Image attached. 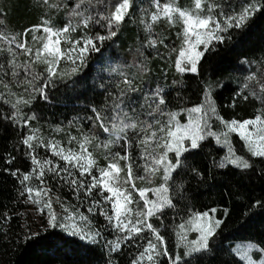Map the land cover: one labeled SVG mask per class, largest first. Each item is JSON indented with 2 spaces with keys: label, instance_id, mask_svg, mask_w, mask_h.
Returning <instances> with one entry per match:
<instances>
[{
  "label": "trees",
  "instance_id": "1",
  "mask_svg": "<svg viewBox=\"0 0 264 264\" xmlns=\"http://www.w3.org/2000/svg\"><path fill=\"white\" fill-rule=\"evenodd\" d=\"M76 2L68 0L62 8V0H49L46 6L42 0H0V30L20 40L27 29L43 24L45 18L63 28L70 19L64 15V10L70 9L68 3L74 6ZM247 2L208 0L202 14H208V4H221L227 12L229 4L239 11V6ZM52 4L59 7L53 8ZM175 6L192 9L193 0H176ZM155 10L152 0H133L131 12L137 15L126 18L117 35L104 41L102 47L97 44L101 51L90 53L86 67L77 75L57 81L48 90V101L36 95L30 105L23 106L25 118L34 115L31 121L37 123V130L75 127L85 122L83 129L102 134L92 109H103L107 113L106 105L122 87L127 86L123 83L125 78L139 85L138 92L163 88L167 111L203 103L211 86L212 97L225 120L244 121L264 112V91L261 90L264 85V7L243 29L234 28L225 33L230 39L223 43L214 42L201 59L198 73H179L175 68L182 42L178 35L182 24L170 25L162 19L153 24L151 31L146 29V24L151 22L150 14ZM218 11L215 9L212 14ZM97 33L106 34L104 28L90 24L86 30L77 29L73 36L79 38ZM151 39L157 40L155 46L149 44ZM24 60L20 54L18 61ZM60 67L70 70L71 65L62 62ZM42 69L37 67V71ZM252 75L255 78L249 80ZM4 76L10 86L16 85L15 79ZM41 83L42 80L37 81V84ZM0 91H5L6 98L12 99L6 90L0 88ZM25 94L29 97V93ZM245 96L248 98L244 99ZM0 110L5 113L14 111L3 100H0ZM31 125L0 119V264H131L134 257L130 250L122 244L119 250L113 251L111 240L106 237L100 236L93 243L60 227L26 233L22 217L26 195H19L23 186L12 172L19 170L22 175L32 168L28 149L23 144V139L30 135ZM232 140L236 153L252 163L250 169L220 168L218 165L226 149L214 138H208L198 150L185 154L187 159L183 166L173 173L169 184L176 207L166 209L161 220L155 217L151 220L165 237L169 251L179 253L175 238L177 225L193 212L216 210V218L223 223L210 241V251L196 254L193 264H241L233 252V245L239 241H252L264 247V159L251 156L238 135L234 134ZM36 154L40 159H58L44 147L37 148ZM60 163L63 166V161ZM55 178L46 173L45 179H52L57 190L65 189V196L73 198L71 193L75 192L68 190L69 184ZM159 264H168L167 258L160 257Z\"/></svg>",
  "mask_w": 264,
  "mask_h": 264
},
{
  "label": "snow or ice",
  "instance_id": "2",
  "mask_svg": "<svg viewBox=\"0 0 264 264\" xmlns=\"http://www.w3.org/2000/svg\"><path fill=\"white\" fill-rule=\"evenodd\" d=\"M44 3L47 4L48 0H44ZM175 3L176 0H167L165 3L152 0L156 10L150 14L151 22L146 24V29L151 31L153 24L162 19L167 20L170 25L178 22L182 24V31L178 34L182 42L174 62L179 73H198L201 59L211 50L214 42L223 43L226 39H230L225 33L234 28L243 29L254 14L264 7V0H248L247 3L239 6V11H235L229 4L226 12L223 5L212 3L208 4V14H202L208 0H193L192 9H181L175 6ZM50 6L59 7L56 4ZM132 7L133 0H77L69 13V22L63 28H54L45 21L43 25L29 30L42 33L33 36L34 43L39 44V47L29 45L26 38L18 40L17 37L7 36L0 30V44L6 45L0 46V60L7 61V68L0 62V73H3L0 75V88L6 90L8 97H15L14 100L7 99L5 91H0V100L9 104L14 110L12 113L0 110V119L22 123L24 126L30 124L34 115L25 118L22 107L30 105L36 95L48 101V90L54 87L57 81L71 79L86 67L89 54L99 53L104 41L117 35L125 19L130 18ZM215 9L219 11L212 14ZM90 24L104 28L106 34L97 33L95 36L85 34L78 39L72 38L73 32L77 29L86 30ZM24 35L26 37L27 32ZM97 44L101 47H97ZM149 44L155 46L157 40L151 39ZM173 51L177 50L173 49ZM20 54L27 59L19 62ZM62 62L71 65L70 70L61 69ZM38 65L44 66L41 71H37ZM144 71L147 69L145 68ZM4 75H10L23 86L24 92L29 93V97L26 99L24 95L12 92L9 83L3 78ZM254 78V75L248 77L249 80ZM41 80L43 83L37 84V81ZM123 83L128 86L127 89H121L112 98V103L106 105L109 109L107 113L103 109L96 108L92 111L99 127L111 137L104 144V148H110L111 144H120L124 141L122 146L124 154L109 152L105 157L108 160L107 166L98 167L93 153L89 151L92 137L84 135L78 141L76 137H71L70 142L76 141L79 146V150H76L72 147H63L59 141L45 144L43 139L33 132L23 139L31 159V170L22 175L19 174V170L12 172V175L18 176V182L23 186L19 195L27 196L25 203L40 206L39 211L48 210L49 227L63 228L71 231L73 235H79L82 239L95 243L101 233L99 230H85L77 223V216L79 221L90 223L88 216L83 213L65 208L68 215L63 218L65 222H59L57 214L52 209V199L48 195L50 189L46 187L45 176L46 173H53L78 194L83 192L85 197H92L94 190H98L97 195L100 199H91L87 211L92 213L99 208L108 224L122 234L109 242L113 251L119 250L122 243L134 237H141L147 232L150 233V237L132 264H159L160 257H166L168 264H193L196 254L210 251V241L215 238L217 229L223 221L215 219L209 212H193L177 225L175 235L186 249L181 254L169 251L165 237L157 227H154L151 220L154 217L161 220L166 215V209L176 207L170 195L169 184L173 173L183 166L184 160L187 159L185 154L198 150L202 142L208 138H214L218 144L227 149L218 165L220 168L235 166L246 170L253 166L249 159L237 155L231 141L232 134L239 136L251 156L264 159V112L244 121L224 120L211 98V86L206 91L203 103L179 112H166L167 101L164 98V89L157 87L151 95L143 97L144 105L147 106V115L152 117L151 122L141 121L138 113L130 116L126 110L134 104L128 99V93L137 92L138 89L127 78ZM261 90L264 91V85L261 86ZM156 114L166 116L167 119L162 122ZM181 114L186 118L184 123L179 120ZM212 118L223 126L221 131L212 130L210 123ZM41 147L49 150L51 155L58 159L54 161L52 158H38L36 149ZM134 147L139 149V159L143 163L137 167L142 169L144 175L134 174L133 165L136 163V159L132 156ZM169 154H174L175 162L169 158ZM182 157L184 159H181ZM60 161H63V166ZM121 161H124L123 167ZM94 169L96 174H93ZM160 173L163 182L159 186L137 187V181L150 183L151 179ZM34 178L39 181L38 187L29 183ZM215 211V209L211 210L212 213ZM69 221L71 223H68ZM189 232L197 233V237L189 240ZM253 250L261 254L260 259L253 258ZM233 252L241 264H264V247L259 245L251 243L238 245Z\"/></svg>",
  "mask_w": 264,
  "mask_h": 264
},
{
  "label": "rangeland",
  "instance_id": "3",
  "mask_svg": "<svg viewBox=\"0 0 264 264\" xmlns=\"http://www.w3.org/2000/svg\"><path fill=\"white\" fill-rule=\"evenodd\" d=\"M42 1L44 3V0H42ZM67 1L68 0H62V8L64 7V3L66 4ZM44 4L46 6L48 3L47 4L44 3ZM67 5L70 7V9L64 10L66 12V13H64L65 16H69L71 9L75 6V5L73 6V4H71V3H68ZM136 15H137L136 12L135 13L133 12V15L131 12L130 18H131V16L135 17ZM44 20L48 21L54 28H60L57 25L53 24V22L51 20H49L48 18H45ZM44 22H43V24H44ZM74 23H75V21H74ZM43 24H41V25H43ZM41 25L32 26L29 29H27L23 33L21 39L26 38L29 45H33L34 47H39V44L34 43L33 36H39L42 33L41 32H35V31H29V30H31L35 27L41 26ZM26 32H27V35L25 37L24 34ZM71 35H72L73 39H78V38H75L73 36V33ZM0 46H6V45L0 44ZM24 57H25V59H27L26 56H24ZM0 62L4 63L5 67L7 68V64H6L7 61L6 60H0ZM37 67L43 68L44 66L38 65ZM8 76H10V75H8ZM3 77L6 78V76H3ZM133 86H135L138 90H140L138 87L139 85L137 83H134ZM127 87L128 86H124L121 89H127ZM10 88H11L12 92L17 93L18 95H24V97L26 99L28 98V96L24 93L23 86H21L18 82L16 83L15 86L11 85ZM121 89H120V91H121ZM153 90L154 89H150V90L147 89L143 92L137 91L134 93H131V92L128 93V99L130 101L134 102V104H132L128 109H126L129 112L130 116H133L134 113H138L139 119L141 121L147 120V121L151 122L152 117L147 115V106L144 105L143 97L145 95H151ZM211 98H212V100H214L212 96H211ZM12 99L14 100L15 97H12ZM111 103H112V99L109 101L108 105ZM216 107H217V105H216ZM183 109H187V108H183ZM180 110H182V109L168 110V111L165 110V111L166 112H179ZM217 110H218V108H217ZM218 113H219V111H218ZM156 115L162 122L167 119L166 116H159V114H156ZM82 117L80 120H83V119L86 120L85 117H83V119H82ZM89 120H90V118H89ZM179 120L181 121V123L186 122V118L183 114H181L179 116ZM210 123L212 124V130L213 131L219 132L223 128V126L215 118H212ZM30 125H31L30 134H32L33 132H36L43 139L45 144H47L49 142L59 141L60 144L65 148L72 147L76 150H79V146H78L76 141L70 142L71 137H76L77 141L80 140L84 135L92 137V144L89 145V151H91L93 153V157L96 159L98 167H106L107 166L108 160H106L105 157L108 156L109 152H111V153L120 152L121 155L124 154L123 150H122V146L124 144V141H121L120 144L113 143V144H111L110 148L106 149V148H104V144L107 143L109 141V139H111L109 134L104 133V132L102 134H96L95 132H88L87 128L83 129V128H85V122L80 124V125H77L75 127H73L72 125H70V126L68 125V126H61L59 128L46 129V130H42V129L37 130L36 129V127L38 126L37 123H35V122L33 123L32 121L30 122ZM233 135L234 134H232V136ZM129 136L131 137V132H129ZM232 136H231V141H232V145H233ZM233 147H234V145H233ZM224 148L226 149V147H224ZM226 151H227V149H226ZM132 156L136 159V163L133 165L134 174L137 176L144 175L142 169L137 167V165H141L143 163V161H141L139 159V149H136L134 147L132 149ZM169 158L172 159L173 162H175L174 154H169ZM123 165H124V161H121V166L123 167ZM51 174H53V173H51ZM93 174H96L95 169L93 170ZM161 175H162V173L153 177L151 179L150 183L148 181H137V187L138 188L139 187H157L163 182L161 179ZM54 176L55 175L53 174V178L56 177V176L55 177ZM45 180H46V187L50 189V192L48 195L52 199V209L57 214V216L59 218V222H65L63 218L68 215V212L65 211V208H68L69 211H73V212L78 211V212H81L84 215L88 216V220L90 223L79 221L78 216L76 218L77 223L81 227H84L85 230H99L101 233L100 236L106 237L107 240H111V241L115 240L117 238V236L122 235L121 233H119L117 230H115L112 226H110L108 224V221L101 214L99 208H97L92 213H89L87 211V208L90 206L91 199H97V200L100 199V197L97 195L98 190H94L92 197H85L83 192L78 194L76 191L73 190L72 187L69 186V187H67L68 190H73V192H75V193H71L73 195V198H70L68 196H65V194H64L65 189L57 190L55 188V185H54L52 179H45ZM29 183L31 185H35L37 187L39 186V181L36 180L35 178L32 181H30ZM149 195L151 196V193ZM26 199H27V196L25 197V200ZM25 204L26 205H25V209H24V213H23L22 217H23V227L25 228V231L27 234L37 233V232L44 231V230L50 228L48 225V210L47 209H44V211L41 212V211H39L40 206L32 204V203H25ZM104 207H109V206L104 205ZM206 212H209V211H206ZM209 214L213 215L214 218L217 219L214 213L209 212ZM68 223H71V222L69 221ZM176 231H177V228L175 229V232ZM68 232L71 233V231H68ZM149 237H150V233L145 232L144 234H142L141 237H134L131 240H128L122 244H124L126 246V248H128L130 250L131 256L134 257V259H135L138 255V253L143 250V246L145 245L146 240ZM196 237H197V233H195V232H189L188 233V239L189 240H193ZM175 238H176V248H177L179 253L181 252V254H183L186 251V249L180 244L178 237L176 236ZM248 243L257 245L256 243H254L252 241H239L233 245V249H235L238 245H243V244H248ZM252 256L254 259H260L261 254L255 250H253ZM131 264H132V262H131Z\"/></svg>",
  "mask_w": 264,
  "mask_h": 264
}]
</instances>
